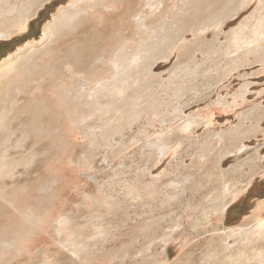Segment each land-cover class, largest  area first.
Returning <instances> with one entry per match:
<instances>
[{
	"label": "rangeland",
	"instance_id": "rangeland-1",
	"mask_svg": "<svg viewBox=\"0 0 264 264\" xmlns=\"http://www.w3.org/2000/svg\"><path fill=\"white\" fill-rule=\"evenodd\" d=\"M263 1L249 0L222 30L185 33L182 44L194 46L202 39L214 49H225L231 30L264 19ZM76 2L51 0L29 22L27 32L0 41V66L8 57L14 62L32 47L40 49L44 24ZM182 8H175V0H91L76 28L37 52L30 73L15 78L10 102L6 98L4 103L17 111L13 114L23 140L12 142L15 149L8 152L20 159L19 166L0 176V264H202L214 252L217 238L211 228L198 225L196 212L208 204L217 181L203 182L197 190L201 157L209 158L208 168L212 159L219 161L218 171L241 185L240 195L218 217L225 228L242 226L256 214L264 219V52L232 70L224 61L234 54L212 53L205 62L207 73L183 81L174 107H182L184 116L198 113L208 120L186 134L173 132L174 114L163 106L154 117L148 114L154 120L138 114L131 128L106 142L98 135L99 112L85 106L79 113L71 99L74 87L92 92L111 79L114 61L139 43V20L149 29L164 28L180 18L176 11ZM201 13L208 14L203 8ZM194 57L201 63L205 55L193 51L190 56L177 46L149 68L165 83ZM149 80L157 83L151 75ZM90 95L78 103L107 101L98 91ZM234 95L242 96L239 106H212L217 99L233 105ZM257 108L262 109L258 117L253 113ZM241 119L246 127L260 128L236 138L234 127ZM162 120L167 123L160 124ZM254 150L260 153L257 173L251 172L256 164L249 157ZM237 168L239 180L234 177ZM149 186L155 189L152 195L144 193Z\"/></svg>",
	"mask_w": 264,
	"mask_h": 264
},
{
	"label": "bare ground",
	"instance_id": "bare-ground-1",
	"mask_svg": "<svg viewBox=\"0 0 264 264\" xmlns=\"http://www.w3.org/2000/svg\"><path fill=\"white\" fill-rule=\"evenodd\" d=\"M50 1L51 0H0V41L10 40L14 36L27 32L29 22L34 19L38 11ZM248 1L249 0H175L176 9L179 8V5L181 7L183 6L181 11H176V14H180V18L174 17L177 19L171 23L166 22L164 28H160L161 25L159 24L160 27L158 28L160 29H149L139 20L138 27L143 33L139 38V43L136 48L127 51V53L114 61L115 64L112 69L111 79L106 84H100L98 90L94 88L91 92L84 87H74L71 99L75 102V108L78 109L80 113L85 112V106H92L96 113L99 112L100 124L98 125V135L105 137L106 142H112L110 138L116 134H120L125 127L128 126L131 128L136 122V116L138 114H144L147 122L154 120L155 118H151L148 114L154 117L163 106L171 110L174 114L172 117L175 126L173 132L180 131L186 134L194 125L198 126L200 120L204 119V122H207L208 120L198 115V113H189L184 116V111L181 110L182 107H174V101L178 100L180 97L183 81H193L199 75L203 76L207 73L206 70L208 67L205 62L211 59L209 55L212 53L224 52L225 55L234 54L224 61L228 69L230 68L229 70L237 67L238 62H242L243 59L247 60L250 56L254 59L263 57L264 19H260V16L256 19L254 18L255 22H250V26L240 25L231 30L227 38V46L225 45V49L222 45H217V48L214 49L209 43L203 42L202 39H197L194 46L185 45L182 44V42H184L183 37L187 32L201 36L202 33L209 29L222 30L226 21L237 15L243 8V5ZM88 2H91V0H79L78 3L76 2L69 5L67 8L58 10V12L51 17V20L44 24L41 30L40 37L43 45L40 49L37 50L32 47L31 50L27 51L25 55L15 59L14 62H10L9 59L11 57H8L1 64L0 176L13 172L12 170L19 166L18 162L20 159L17 157H9L8 152L11 149H15L12 142H20V140H23L19 135L22 131V127L21 131L19 130L20 128H17V125L19 126L20 123L17 120L18 118H16L17 116H14L17 111L14 112V108L9 106L11 103H4L6 98H8V101L10 100L11 90L15 87L13 81H15L17 77L16 80L30 73L31 60L37 52L50 47L55 38L60 37L62 32L76 28L79 24L77 21L81 17L82 11H85V5ZM262 5L264 7V1ZM202 8L206 10L208 13L207 15H202ZM193 10H196V12ZM27 46L26 44L25 47L17 50L15 56L19 51L27 48ZM177 46H182L185 50L188 49L190 56L193 55V51H197L204 54L205 58L201 63H196L195 57L193 59L191 58V61L185 64L184 70H182L183 68L177 69L165 83H162L161 78L153 76L149 64L157 59L166 58ZM138 71L139 75L137 74ZM150 75L153 81H157V83L150 82ZM158 89L160 90L159 92L163 94H159L156 91ZM96 91H98V97L100 99L106 97L107 101L100 102L93 101L92 99L90 103H78V100L87 96L90 97V94ZM240 94H243V91ZM240 98H242V96L234 95L233 105L228 104L224 99H217V101L212 103V106L219 105L223 110H227L231 107L239 106L238 100H240ZM261 110L262 109L257 108L253 110V113L258 117L262 113ZM241 121L240 124L234 127L236 138H244L251 130L260 128L258 125L251 128L246 127L242 119ZM166 123V121L162 120L160 124ZM76 128L78 132H81L80 125ZM22 133L24 135V132ZM26 135H28V133ZM217 138L218 141L222 142L221 132L217 134ZM149 150L151 151V149ZM238 150H242V148L239 147ZM163 154L164 153L161 155L164 156ZM249 155H251L249 156L251 157L250 161L253 162H251V164H256V169L251 170V172L257 173L256 171H260L259 166L257 167V160L260 158V153L258 150H254L249 153ZM200 162L199 176L201 177V182L197 190L202 186L203 182L217 181V190L210 196L208 204L204 205L196 212L195 219L198 225L203 223L205 227L211 228V230L215 232V237L217 238L214 252H208L204 256L202 264H264L263 217L255 213L256 215L251 216L242 226L225 228L223 221H219L218 217L221 212L227 209L228 205L240 195L242 192L241 185L239 187V184H236L237 182H230L224 171H218L221 169L219 161L215 162L212 159L213 163L209 168V158L201 157ZM238 169L239 168L236 169L234 177H237L239 180L242 174L238 172ZM215 170L218 172H214ZM216 176L217 178H214ZM253 176L254 175L250 174L248 178L251 179ZM187 180L192 181L189 177ZM194 183L195 181L193 180L191 184ZM154 190L153 186H149L148 190L146 189L144 193L152 195L151 192ZM129 192L135 193L132 188ZM138 194L141 195L142 193ZM105 202L111 204L109 200ZM64 221L68 223L67 220ZM58 228L62 229L61 226H58ZM165 240L166 237L163 238V242Z\"/></svg>",
	"mask_w": 264,
	"mask_h": 264
}]
</instances>
